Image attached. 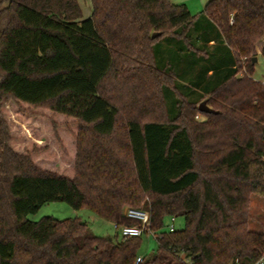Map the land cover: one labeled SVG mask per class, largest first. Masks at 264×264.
<instances>
[{"label": "trees", "instance_id": "16d2710c", "mask_svg": "<svg viewBox=\"0 0 264 264\" xmlns=\"http://www.w3.org/2000/svg\"><path fill=\"white\" fill-rule=\"evenodd\" d=\"M208 1L193 15L170 0H91L83 20L78 0H0V264L142 257L141 237L29 219L51 202L118 227L138 224L128 208L147 211L158 250L139 264H254L264 254V230H251V199H264V84L252 78L264 0ZM11 101L76 121L73 176L11 148ZM43 154L59 160L54 148ZM172 217L185 228L166 231Z\"/></svg>", "mask_w": 264, "mask_h": 264}, {"label": "rangeland", "instance_id": "374dc122", "mask_svg": "<svg viewBox=\"0 0 264 264\" xmlns=\"http://www.w3.org/2000/svg\"><path fill=\"white\" fill-rule=\"evenodd\" d=\"M170 1L177 5L186 4L193 15H200L209 2L208 0ZM78 2L82 8V19L90 18L93 10L90 0H78ZM259 49H257V57L261 54V50ZM255 66L256 71L252 75V78L264 84V59L259 58V64H255ZM243 76H248L245 70L238 74V77ZM173 102V99L171 101L168 100V110L171 117L176 114ZM3 112L8 121L9 132H11L12 136L11 148L21 154H32L35 163L47 170L73 176L76 156L75 138L78 132L76 121L64 116L53 115L48 110L30 109L27 106L18 105L13 101L4 107ZM195 119L198 122H204L206 120L205 116L200 114ZM49 148H54L58 152V161L47 159L44 156L43 151ZM251 203V215L255 219L251 225V230L263 231L264 199L254 195ZM46 217H52L57 220L78 218L88 224L90 231L95 236L104 238L117 236L120 241L123 240L121 231L116 227V224L109 223L86 209L76 211L67 203L51 202L43 206L38 213L30 216L29 219L34 222ZM166 221V231H168L170 220ZM176 221L175 225L177 230L185 228V221L182 217L176 218ZM141 238V245L138 250L140 256L151 257L155 255L158 250L157 238L149 234H144Z\"/></svg>", "mask_w": 264, "mask_h": 264}, {"label": "built area", "instance_id": "2783aa9c", "mask_svg": "<svg viewBox=\"0 0 264 264\" xmlns=\"http://www.w3.org/2000/svg\"><path fill=\"white\" fill-rule=\"evenodd\" d=\"M125 217L127 219H131L135 222H137L139 225H133V226H121L116 227L120 229L122 238L128 239L129 237H142L144 234L152 235L155 238H158V235L151 231L150 226V215L147 211L138 210L135 208H128V210L125 212ZM176 217H172L170 219V224L168 226V232L173 233L176 230ZM143 260L142 257L138 258L135 264L141 263ZM254 264H264V254L255 261Z\"/></svg>", "mask_w": 264, "mask_h": 264}, {"label": "water", "instance_id": "95a60500", "mask_svg": "<svg viewBox=\"0 0 264 264\" xmlns=\"http://www.w3.org/2000/svg\"><path fill=\"white\" fill-rule=\"evenodd\" d=\"M256 61V58H253V62ZM199 111H201L202 113H210L212 112L211 109L208 107V105L206 104V102H203L200 106H199Z\"/></svg>", "mask_w": 264, "mask_h": 264}, {"label": "crops", "instance_id": "0c3cea01", "mask_svg": "<svg viewBox=\"0 0 264 264\" xmlns=\"http://www.w3.org/2000/svg\"><path fill=\"white\" fill-rule=\"evenodd\" d=\"M90 3H91V0H90ZM91 14H92V13H91ZM258 48H260L259 50H261V54L256 58V61L254 62L256 65L259 64V58H263V59H264V57H263V55H262L263 50H264V43L259 44V45H258ZM258 48H257V49H258ZM255 71H256V66H255Z\"/></svg>", "mask_w": 264, "mask_h": 264}]
</instances>
